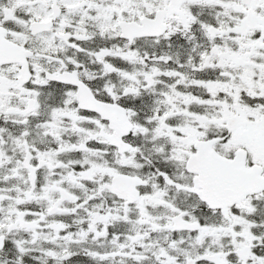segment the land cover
I'll return each mask as SVG.
<instances>
[{
    "label": "snow or ice",
    "instance_id": "snow-or-ice-1",
    "mask_svg": "<svg viewBox=\"0 0 264 264\" xmlns=\"http://www.w3.org/2000/svg\"><path fill=\"white\" fill-rule=\"evenodd\" d=\"M0 264H264V0H0Z\"/></svg>",
    "mask_w": 264,
    "mask_h": 264
}]
</instances>
